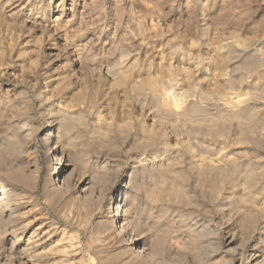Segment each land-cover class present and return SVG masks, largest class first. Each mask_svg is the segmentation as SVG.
<instances>
[{"label": "rangeland", "instance_id": "1", "mask_svg": "<svg viewBox=\"0 0 264 264\" xmlns=\"http://www.w3.org/2000/svg\"><path fill=\"white\" fill-rule=\"evenodd\" d=\"M250 253L264 0H0V264Z\"/></svg>", "mask_w": 264, "mask_h": 264}, {"label": "bare ground", "instance_id": "2", "mask_svg": "<svg viewBox=\"0 0 264 264\" xmlns=\"http://www.w3.org/2000/svg\"><path fill=\"white\" fill-rule=\"evenodd\" d=\"M112 234H116V236H120L121 234V232L119 231V229L116 227L115 224L113 225ZM126 240L132 250H137L139 254H144V250L139 247L138 243L134 238L129 237ZM260 258L261 256L259 254L250 253L245 259V264H264V259H260Z\"/></svg>", "mask_w": 264, "mask_h": 264}]
</instances>
